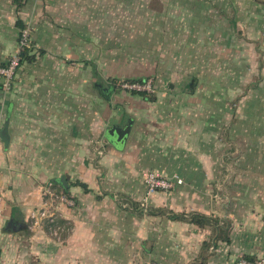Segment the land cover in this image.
Segmentation results:
<instances>
[{
  "label": "crops",
  "instance_id": "crops-1",
  "mask_svg": "<svg viewBox=\"0 0 264 264\" xmlns=\"http://www.w3.org/2000/svg\"><path fill=\"white\" fill-rule=\"evenodd\" d=\"M123 1L0 0V63L14 55L20 26L28 20L33 57L19 64L9 91L0 89V264H149L156 258L213 264L223 250L252 258L264 251V121L256 125L251 116L257 100L264 114V79L259 98L252 92L242 97L250 120L243 126L249 151L240 159L221 154L223 146H234L239 128L224 121L226 113H237L235 103L224 112L222 96L236 99L229 89L218 87L208 96L192 84L180 89L178 79L173 89L159 90L154 102L116 89L105 99L96 83L139 79L128 75L122 55L107 52L122 47L106 39L123 33ZM208 97L211 105L204 102ZM126 125L130 131L120 149L107 144L102 132ZM225 126L227 142L220 137ZM255 126L263 132L252 138ZM224 162L226 178L251 179L243 190L228 181L219 192ZM236 162L242 170H235ZM149 170L178 174L182 183L154 190L143 211L140 175ZM49 181L74 200L72 207H54L59 239L30 220ZM237 192L247 203L242 216L237 212L243 225L238 229L227 211ZM166 211L224 222L229 244H215L219 227L214 234L212 227L170 220ZM10 220L25 228L6 230ZM209 241L212 246L203 248Z\"/></svg>",
  "mask_w": 264,
  "mask_h": 264
},
{
  "label": "rangeland",
  "instance_id": "rangeland-1",
  "mask_svg": "<svg viewBox=\"0 0 264 264\" xmlns=\"http://www.w3.org/2000/svg\"><path fill=\"white\" fill-rule=\"evenodd\" d=\"M107 9L111 10L110 6H107ZM121 15L123 33L117 37L115 34L109 35L106 41L112 47H115V42H120L122 47H109L107 52L122 55L128 75L145 78L144 84H150L154 90L152 95L157 94L159 90L167 91L170 85L173 89L179 84L178 79H181L180 89L188 91V85L192 84V89L207 91L208 96L218 87L221 90H231L236 99L232 97L227 101V95L222 96L221 100L226 106L224 112L235 103L237 113L235 112V117L226 113L224 121L235 123L239 128L235 133L234 146H223L221 154L240 159L247 153L249 149L244 145L246 140L243 126L244 122L248 123L250 120V115L244 110L242 97L252 92L259 98L260 85L264 79V0H124ZM28 21L30 23V20ZM28 25L31 30L32 25ZM122 83L127 82H116V90L127 92L118 87ZM92 89L96 90L94 87ZM250 99L252 101V98ZM240 100L242 102H239ZM211 101V97L204 99L208 105H211ZM254 103L251 116L258 125L260 121H264V114L261 111V101ZM225 128L226 126L221 127L220 133L223 142L231 140L225 135ZM261 132L263 130L255 126L252 138L259 137ZM241 163L236 162L235 170L243 169ZM225 164L227 163L222 164L220 170L221 177L217 184L220 187L219 192L223 193L222 189L227 186L228 181L243 190L251 179L243 176L226 178ZM229 167L233 168L231 164ZM147 172L161 175L153 170L141 172L140 181ZM152 192L154 190L148 191L144 187L143 196L139 200L141 210H148ZM231 194H234L236 199H231L227 211L234 215L231 218L234 227L242 228V220L237 217V212H241L238 214L242 216L247 203L239 198L240 193ZM218 196L220 197V194ZM46 231L52 236L50 230ZM220 246L222 245L217 242V247ZM223 251H227L226 254L222 252L217 255L213 264H236L241 258L235 257L229 250ZM256 255L254 261L264 263V251ZM163 260L156 258L149 264H167L163 263ZM170 261L171 264H179L183 260L171 258Z\"/></svg>",
  "mask_w": 264,
  "mask_h": 264
},
{
  "label": "built area",
  "instance_id": "built-area-1",
  "mask_svg": "<svg viewBox=\"0 0 264 264\" xmlns=\"http://www.w3.org/2000/svg\"><path fill=\"white\" fill-rule=\"evenodd\" d=\"M28 24L29 22L26 24V27L20 32L14 55H12L7 60L6 66L0 65L1 89L3 91H9L12 87L13 79L17 70V65L19 63V54L24 50L30 49L32 47L30 35L31 30ZM119 86L124 90L145 91L147 93L154 92V90L151 89L150 84L145 85L144 83H122ZM143 183L148 191H167L171 190L175 185L181 184L182 179L178 175L167 177L158 175L154 172H147L143 175ZM42 195L45 200L39 209L31 212L30 220H32L33 224L35 225H43L45 229L50 230L52 236L59 239L61 227L56 223L54 207L56 203L65 204L72 207L74 206V200L66 195V193L62 189H57L55 187V183L51 181L47 182L43 187ZM236 264L264 263L259 261H247L246 259L239 258Z\"/></svg>",
  "mask_w": 264,
  "mask_h": 264
},
{
  "label": "trees",
  "instance_id": "trees-1",
  "mask_svg": "<svg viewBox=\"0 0 264 264\" xmlns=\"http://www.w3.org/2000/svg\"><path fill=\"white\" fill-rule=\"evenodd\" d=\"M17 5L21 4L22 0H13ZM26 27V25H22L20 26L19 29V35L18 38L20 36V32L22 29H24ZM32 47L30 49H26L24 50L22 53L19 54V63L17 65V68L19 67V64L23 61V60H31L33 59V57L30 56ZM1 66H6V63H0ZM123 82H127V83H144L145 82V78H139V79H125V80H121ZM117 81H112L113 84L116 85ZM120 85V84H119ZM118 85V87H120ZM117 87V86H116ZM0 89H1V83H0ZM128 93H130L131 95H135L138 96L139 98H141L144 101L147 102H154L155 99V95H152L151 93H147L145 91H133V90H127ZM76 185L81 186L85 191H88L87 186L84 183H80V182H76ZM61 189H63L61 187ZM64 192H67L66 190L63 189ZM166 214L168 216V219L170 220H175V221H183V222H188V223H192L194 225H196L197 227L203 229L205 227H212L213 233L215 234L216 232V228L219 227V235L216 237L215 239V244L218 241L224 242L225 244H229L230 240H229V236H228V227H226V224L223 222L222 225H220V220L216 219V218H211V217H207L201 214H190V215H185V214H180V213H174L172 211H166ZM225 227V229H224ZM203 248L207 249L210 248L212 246L211 241L209 242H204L203 243ZM243 259H246L247 261H254V258L252 257H241ZM205 260V258L203 259ZM198 264H204V261H201Z\"/></svg>",
  "mask_w": 264,
  "mask_h": 264
},
{
  "label": "water",
  "instance_id": "water-1",
  "mask_svg": "<svg viewBox=\"0 0 264 264\" xmlns=\"http://www.w3.org/2000/svg\"><path fill=\"white\" fill-rule=\"evenodd\" d=\"M95 86L99 89L101 92V95L107 99L110 100L113 92L116 89V85L112 83H108L106 85L98 84L96 83ZM130 131V126L126 125L124 127L120 126H111L107 128L104 132V137L107 139V141L113 145L115 148L120 149V147L125 143L127 136ZM1 136L5 135V131L2 130L0 132ZM59 183L67 189V182L64 176H61L58 179ZM25 225H21L15 220H10L6 224V230H18V229H24Z\"/></svg>",
  "mask_w": 264,
  "mask_h": 264
}]
</instances>
